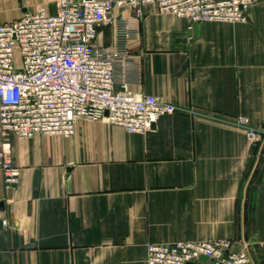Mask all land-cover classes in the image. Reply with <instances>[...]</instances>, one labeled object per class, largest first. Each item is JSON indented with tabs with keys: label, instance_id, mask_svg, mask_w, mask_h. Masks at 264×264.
<instances>
[{
	"label": "crops",
	"instance_id": "1",
	"mask_svg": "<svg viewBox=\"0 0 264 264\" xmlns=\"http://www.w3.org/2000/svg\"><path fill=\"white\" fill-rule=\"evenodd\" d=\"M37 8L56 12L53 0H0V21ZM112 13L95 44L116 47L125 31L114 89L126 81L175 111L144 133L78 119L68 138L11 136L20 172L7 188L0 167V264H146L149 243L264 240V142L235 125L264 126V0L245 22L192 30L152 5L137 22Z\"/></svg>",
	"mask_w": 264,
	"mask_h": 264
},
{
	"label": "built area",
	"instance_id": "2",
	"mask_svg": "<svg viewBox=\"0 0 264 264\" xmlns=\"http://www.w3.org/2000/svg\"><path fill=\"white\" fill-rule=\"evenodd\" d=\"M261 0H53L56 12L37 8L12 22L0 21V167L13 187L19 168L11 164L10 137H71L78 119L104 121L128 133L150 131L175 107L160 97L132 92L126 81L114 89L115 66L124 62V34L118 46L95 44L98 29L113 22L114 6L134 21L146 6L183 19L188 29L202 23H242ZM125 30V29H124ZM123 42V43H122ZM105 113L107 115H105ZM246 140L264 142V126L252 128L237 116ZM3 211L0 210V215ZM3 217V216H2ZM146 264H250L230 240L146 245Z\"/></svg>",
	"mask_w": 264,
	"mask_h": 264
},
{
	"label": "rangeland",
	"instance_id": "3",
	"mask_svg": "<svg viewBox=\"0 0 264 264\" xmlns=\"http://www.w3.org/2000/svg\"><path fill=\"white\" fill-rule=\"evenodd\" d=\"M231 242L233 249H243L247 253L250 264H264V240H260L258 234L252 232Z\"/></svg>",
	"mask_w": 264,
	"mask_h": 264
},
{
	"label": "water",
	"instance_id": "4",
	"mask_svg": "<svg viewBox=\"0 0 264 264\" xmlns=\"http://www.w3.org/2000/svg\"><path fill=\"white\" fill-rule=\"evenodd\" d=\"M105 115H107V114L105 113ZM0 205H1L0 210L3 211V204H0Z\"/></svg>",
	"mask_w": 264,
	"mask_h": 264
}]
</instances>
